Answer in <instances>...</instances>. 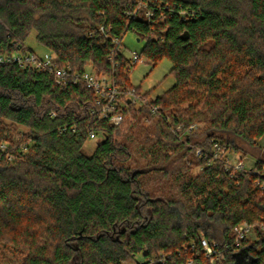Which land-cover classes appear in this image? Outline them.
Segmentation results:
<instances>
[{"label":"trees","instance_id":"16d2710c","mask_svg":"<svg viewBox=\"0 0 264 264\" xmlns=\"http://www.w3.org/2000/svg\"><path fill=\"white\" fill-rule=\"evenodd\" d=\"M32 31L59 65L91 66L146 100L113 126L90 113L84 83L0 63V264H206V217L221 224L216 264H264V0H0V54L32 51ZM127 31L152 67L172 64L155 98L131 84L127 57L108 59L107 37ZM140 118L150 127L133 148ZM216 143L255 158L251 170L227 169ZM135 152L143 163H129ZM243 222L251 236L235 246Z\"/></svg>","mask_w":264,"mask_h":264},{"label":"built area","instance_id":"2783aa9c","mask_svg":"<svg viewBox=\"0 0 264 264\" xmlns=\"http://www.w3.org/2000/svg\"><path fill=\"white\" fill-rule=\"evenodd\" d=\"M143 1L138 2V6H145ZM136 9L134 10V13ZM129 14V13H128ZM144 15L146 17L152 16V11L150 9H145ZM101 31L102 27L99 28ZM110 40L111 48L109 51L108 59L114 62L117 54H123L122 51V40L119 37H107ZM124 55V54H123ZM125 56V55H124ZM126 57V56H125ZM130 64H136L140 62L142 58L139 57L138 52L132 53L131 56L127 57ZM56 57L51 51L44 52L42 55L35 53L34 51L26 50L24 52H12L0 54V63H16L21 68L30 67L37 72H48L55 84L63 85L70 81L73 83H84L88 88L95 92V106L90 109L91 114H96L100 120H107V122L113 126H118L123 120V111L126 110L129 103L138 105L145 102V98L136 92L133 87L127 88L125 91L120 90L116 86L110 76L97 72L94 68H84V69H72L68 64L59 65L55 62ZM132 66L126 68V71L130 72ZM195 126H190L194 128ZM95 137V133H89V138ZM3 145L1 148L3 149ZM215 156L223 154L225 158V167L227 169H240L250 171L251 167H245L243 163L238 160L235 164H231L226 156V151L224 148L215 144ZM196 153L199 154L200 150L197 149ZM264 169V168H262ZM253 173L259 176V170L254 168ZM256 185L260 189L264 190V180L257 178L255 181ZM236 233L235 246L239 245V239L246 237L250 233V226L243 222L234 228ZM191 249L195 248V242L191 241L189 243ZM199 246L204 256L206 257L208 263L206 264H216L223 259V255L220 251L219 242L212 239L208 240L204 235L199 237Z\"/></svg>","mask_w":264,"mask_h":264},{"label":"rangeland","instance_id":"374dc122","mask_svg":"<svg viewBox=\"0 0 264 264\" xmlns=\"http://www.w3.org/2000/svg\"><path fill=\"white\" fill-rule=\"evenodd\" d=\"M24 45L28 48H30L35 53L42 55L44 52H47L48 49L44 46L40 45L36 39H35V32L32 31L24 41ZM144 41L143 40H137V37L135 34L131 31H127L124 36L122 37V51L123 54L128 57L131 56L134 52H139V50L143 47ZM171 62L168 59H162L159 61L154 67H152V64L145 58H142L140 62H137L130 70L129 72V79L131 84L134 86H139L140 89L144 92L149 91L152 98H155L159 95H161L163 92H165L167 89H169L174 84V77L172 74H170L171 69ZM91 66H88L86 68H89ZM186 105V104H185ZM150 127V122H147L144 118H140L139 123L134 126L133 129L128 130L126 133L131 134L132 138L136 141H131V147L139 148L140 146V140H142L145 137V129L147 127ZM202 126V123H197L195 125V128ZM21 128L17 129L15 132H12V136L16 137L17 132H19ZM14 139V138H13ZM97 138L93 137L88 139L86 144L84 145V150L87 152V154H91L95 148ZM258 143L261 146L262 151H264V135H262L258 139ZM226 156L231 164H235L238 160H240L245 167H252L255 163V158H253L250 155H242L241 153H234L231 151L226 152ZM140 163H143L144 160L139 158V155L137 152H135L133 160H131L129 163L131 165L136 164L137 161ZM203 226L207 230V232H210L212 234H215L216 237H214V240L218 241L220 238L218 232L220 230L221 224L215 220V219H209V218H203ZM203 235V233H202ZM248 236H251L248 234ZM11 254H6V256ZM16 256V262L17 264H21L22 262V255L17 254L14 255V258ZM2 258V257H0ZM138 259L140 260L141 257L138 256ZM126 264H136L134 261H129Z\"/></svg>","mask_w":264,"mask_h":264},{"label":"water","instance_id":"95a60500","mask_svg":"<svg viewBox=\"0 0 264 264\" xmlns=\"http://www.w3.org/2000/svg\"><path fill=\"white\" fill-rule=\"evenodd\" d=\"M137 40H139V39L137 38Z\"/></svg>","mask_w":264,"mask_h":264}]
</instances>
